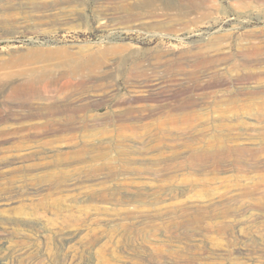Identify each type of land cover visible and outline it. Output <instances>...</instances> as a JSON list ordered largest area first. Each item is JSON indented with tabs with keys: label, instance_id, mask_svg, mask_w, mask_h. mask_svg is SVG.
<instances>
[{
	"label": "rangeland",
	"instance_id": "1",
	"mask_svg": "<svg viewBox=\"0 0 264 264\" xmlns=\"http://www.w3.org/2000/svg\"><path fill=\"white\" fill-rule=\"evenodd\" d=\"M263 88L264 0H0V130L17 129L0 137V186L15 182L0 193V264H264V151L255 171L186 161L216 135L264 144ZM47 117L91 118L95 134L31 129ZM222 195L233 216L155 213Z\"/></svg>",
	"mask_w": 264,
	"mask_h": 264
},
{
	"label": "bare ground",
	"instance_id": "2",
	"mask_svg": "<svg viewBox=\"0 0 264 264\" xmlns=\"http://www.w3.org/2000/svg\"><path fill=\"white\" fill-rule=\"evenodd\" d=\"M143 8H148L150 10V16L151 17H156V14L158 12V10H172V11H176L178 12H182L181 7H116L117 10H125V11H132L133 9H143ZM185 9V8H184ZM149 13V12H148ZM132 17H134L135 15L132 13L130 14ZM136 17H139L138 15ZM211 59V58H210ZM93 65H96L95 62H93ZM98 65V63H97ZM250 76V75H249ZM256 92V91H255ZM254 92V93H255ZM254 93H251V91L249 93H247V95H253ZM262 94L264 93V88L263 90L261 89V91H258L257 94ZM34 94H38L37 91H34ZM254 94V97L255 95ZM225 96V95H224ZM231 96V95H230ZM237 96V95H236ZM235 96V97H236ZM234 97V94L233 96ZM231 97V98H232ZM250 97V96H249ZM264 97V96H263ZM225 99V98H224ZM234 99V98H233ZM252 99V98H251ZM254 99V98H253ZM263 100V101H262ZM226 101V100H225ZM239 101V100H238ZM250 101V100H249ZM260 101L261 104H264V98L261 99ZM232 102V101H231ZM230 101H228V103H231ZM235 102V100H234ZM252 102V101H251ZM218 105V104H217ZM233 106V105H232ZM85 109V108H84ZM51 110V109H50ZM71 110V109H70ZM83 110V109H81ZM46 111V110H45ZM56 111V110H55ZM51 112V111H50ZM231 112V111H230ZM38 113L43 114L44 111L42 110H38ZM53 113V110L52 112ZM116 114V113H115ZM134 114H137L136 111L134 110H126V111H121L120 113H117L114 116H109L107 118H105V122L106 123H111L113 122L114 119L118 120H122L123 118H130L132 117ZM37 115V114H36ZM52 116V115H51ZM49 116V117H51ZM93 117V115H91ZM90 116V117H91ZM47 117L46 121L43 124H35L31 127V129H35V131H40V130H56L58 128H54L57 125H60V127H62L61 132H67V131H71V130H81L84 131L86 134V136H94V129H96L95 127H92L90 122H92L93 120L91 118H82L80 120H72V119H68L69 121H66L64 124H59L58 122L54 121L53 118H49ZM81 117V116H80ZM70 118V117H68ZM95 119V118H94ZM67 120V119H66ZM98 120V119H95ZM100 120V119H99ZM126 120V119H125ZM103 121V119H102ZM80 122L79 124H81V128H78L76 126V124ZM121 122V121H120ZM93 125V124H92ZM4 127V126H3ZM80 127V126H79ZM103 127V126H102ZM101 127V128H102ZM129 126H121L120 129H128ZM21 130H27L30 131V125L29 126H24L22 128H20ZM18 129V130H20ZM219 129H222L219 128ZM103 130L107 131V127H103ZM17 131V129L15 130L14 128H10V127H5L3 129L0 130V137H5V136H11V134H15V132ZM34 131V132H35ZM57 131V130H56ZM104 132V131H103ZM39 133V132H38ZM224 135V134H223ZM226 135V134H225ZM226 137V136H225ZM225 137H222L220 135H216L214 137H211L210 139L207 138V140H200V142H196V144L194 145H190L192 146V151L188 154V156L186 157V161L188 163H190L192 166L195 167H205L208 164L210 166H212L214 168V170H219L221 168H223L224 166H226L227 163H232L235 167L238 168H242L243 166H250L251 170L253 169V171L255 170H259V167L256 162L253 163L252 165H249L248 162L250 160V157H256L258 155V153H261L262 151H264V144H260L261 146L259 148H252V147H241L237 144H234V140L233 139H226ZM229 138V137H228ZM232 138V136H231ZM202 139V138H201ZM264 140V139H263ZM263 142V141H262ZM194 143V142H193ZM192 144V143H191ZM189 145V144H188ZM196 146V147H195ZM13 147V146H12ZM15 147V146H14ZM9 148V147H8ZM188 148V147H187ZM14 149V148H13ZM5 150V149H4ZM12 148H9V151H11ZM8 151V149H7ZM190 151V150H189ZM83 154V153H82ZM12 155V154H11ZM79 156V155H78ZM82 156V155H81ZM104 156V155H102ZM246 156H249V158H246ZM9 157V156H8ZM61 157V156H60ZM7 158V156H6ZM10 158V157H9ZM71 158V157H70ZM3 159L0 158V161H2ZM256 160V159H255ZM114 160H110L109 162L105 163V167L108 168V170L112 171V168L115 166H113L115 163L113 162ZM114 163V164H113ZM258 163V162H257ZM177 167V165H175ZM174 166V167H175ZM178 167H183V163L178 164ZM172 167H170L169 169H171ZM116 169V168H115ZM178 169V168H177ZM206 169V167H205ZM263 169V168H262ZM122 171V170H121ZM14 172V170L12 171ZM114 172V170L112 171V173ZM135 172V171H134ZM150 172V171H149ZM116 173V172H115ZM67 174L63 172L60 173V177L62 179V177H65ZM117 175V174H116ZM122 175V174H121ZM5 179V178H4ZM7 180V179H6ZM127 179H123L122 181L125 182ZM226 180V179H225ZM51 181V180H50ZM262 181H264V178H261L260 181H258V184L262 183ZM120 182V183H123ZM197 182V181H196ZM241 182V181H240ZM128 183V182H127ZM256 183V182H255ZM254 183V184H255ZM58 184V183H57ZM237 187L238 186H243L242 184L238 183L237 180L234 183ZM258 184H256L258 186ZM15 186V182L14 179L10 177V179L4 184L0 186V193H4L7 190H12ZM246 186V185H245ZM249 187V186H248ZM241 194L239 196H242L243 199H245L246 197H251L253 195V190L252 189H247V187H241ZM239 189V190H240ZM254 189V188H253ZM255 190V189H254ZM108 194V193H107ZM202 196V195H201ZM223 196V195H222ZM226 197V196H225ZM224 196L222 197L221 200H227V201H222V204H217L213 207H206V206H198L199 208L196 210V212H192L190 213L189 211L192 210H188V206L184 205L185 201L182 202H173L170 203L169 205H166L165 208H158V210L155 212L157 213V215L160 216H166V215H170V217H188L192 216L197 218V220H187L188 224L190 227L191 225H194L195 223H198V219L200 217H204L206 216H213V217H229V216H233L238 210V208L235 207L236 204H232V202L236 199H232V198H225ZM106 198V197H105ZM210 199V198H209ZM204 200V198H203ZM233 200V201H232ZM193 201V200H192ZM250 201V200H249ZM157 202V200H156ZM155 202V203H156ZM242 202L245 201H239L237 204H242ZM253 202V201H252ZM161 203V202H160ZM183 203V204H181ZM204 203V202H203ZM234 203V202H233ZM150 204V203H149ZM158 205V204H157ZM207 205V204H206ZM148 206V205H147ZM208 206V205H207ZM163 207V206H162ZM239 207V206H238ZM194 208V207H193ZM191 209V208H190ZM242 209V207H241ZM240 210V209H239ZM155 211V210H154ZM131 213V212H130ZM156 215V214H155ZM154 216V215H153ZM172 217V218H173ZM161 218V217H159ZM183 218V219H184ZM211 218V217H210ZM173 220V219H172ZM176 221V220H175ZM198 221V222H197ZM177 224V223H174ZM180 224V223H179ZM183 225V224H181ZM186 226V225H185ZM162 229V228H161ZM176 232V231H175ZM146 237V236H145ZM151 247V246H150ZM136 251V250H135ZM159 252V251H158Z\"/></svg>",
	"mask_w": 264,
	"mask_h": 264
}]
</instances>
